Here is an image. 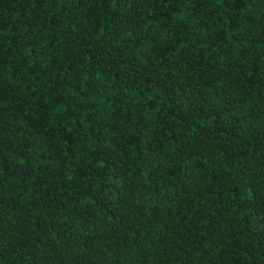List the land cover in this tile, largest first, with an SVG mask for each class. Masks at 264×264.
I'll return each mask as SVG.
<instances>
[{"label":"trees","instance_id":"obj_1","mask_svg":"<svg viewBox=\"0 0 264 264\" xmlns=\"http://www.w3.org/2000/svg\"><path fill=\"white\" fill-rule=\"evenodd\" d=\"M0 264H264V0H0Z\"/></svg>","mask_w":264,"mask_h":264}]
</instances>
